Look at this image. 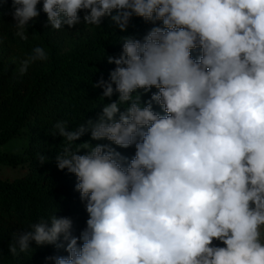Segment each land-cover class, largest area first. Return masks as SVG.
Wrapping results in <instances>:
<instances>
[{"label": "clouds", "instance_id": "obj_1", "mask_svg": "<svg viewBox=\"0 0 264 264\" xmlns=\"http://www.w3.org/2000/svg\"><path fill=\"white\" fill-rule=\"evenodd\" d=\"M39 3L12 0L21 40ZM42 11L57 31L81 11L87 26H154L107 57L115 67L94 87L111 102L96 119L53 126L56 165L77 178L86 227L75 236L70 218L41 217L13 233L10 254L34 241L64 247L67 256L46 258L55 264H264V0H43ZM47 59L36 46L17 72ZM88 133L108 143H75ZM113 145L134 146V157Z\"/></svg>", "mask_w": 264, "mask_h": 264}, {"label": "trees", "instance_id": "obj_2", "mask_svg": "<svg viewBox=\"0 0 264 264\" xmlns=\"http://www.w3.org/2000/svg\"><path fill=\"white\" fill-rule=\"evenodd\" d=\"M42 6L40 0V15L29 22L28 39L21 40L15 35L12 0H0V163L27 169L19 179H0V264H55L46 258L68 255L64 247L38 246L33 241L32 250L13 257L9 245L13 233L27 231L30 224L52 214L70 218L75 236L86 227L88 214L75 190L77 178L56 165L55 156L61 150L63 137L51 135L53 126L66 120L71 130L87 119H96L103 104L111 102L101 98L102 88L94 87L101 78L107 81L115 67L107 62V57L121 53L122 37L142 39L154 26L140 17H133L126 31H121L110 17H104L100 27L87 26L81 11L79 24L64 25L57 31L46 27ZM36 46L46 50L47 61L33 63L20 76L19 62ZM197 55L195 50L193 56ZM150 96L151 92L143 94L142 100L147 101ZM116 98L114 95L111 100ZM153 107L164 114L158 105ZM19 139L25 142L22 152H2L6 145ZM88 141L93 145L108 143L91 141L90 133L75 143ZM116 150L129 160L135 155L134 146ZM40 155L47 157L43 164ZM58 243H65L63 237Z\"/></svg>", "mask_w": 264, "mask_h": 264}, {"label": "rangeland", "instance_id": "obj_3", "mask_svg": "<svg viewBox=\"0 0 264 264\" xmlns=\"http://www.w3.org/2000/svg\"><path fill=\"white\" fill-rule=\"evenodd\" d=\"M25 142L23 139H19L13 142H10L6 145L2 152L9 153H19L23 151ZM27 172L26 168L22 167H11L5 164L0 163V179L13 181L23 177ZM223 246V245H221Z\"/></svg>", "mask_w": 264, "mask_h": 264}]
</instances>
